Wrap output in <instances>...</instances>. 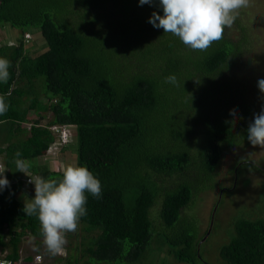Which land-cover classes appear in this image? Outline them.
<instances>
[{
	"label": "trees",
	"instance_id": "trees-1",
	"mask_svg": "<svg viewBox=\"0 0 264 264\" xmlns=\"http://www.w3.org/2000/svg\"><path fill=\"white\" fill-rule=\"evenodd\" d=\"M146 5L139 0H0V24L36 26L46 45L34 57L24 55L21 39L15 46H0V58L11 62L10 79L0 83V97L9 106L0 115V126L8 140L22 128L17 124L25 121L26 109L36 107L49 111L48 124L75 127L74 167H87L102 185L99 199L85 193L87 215L79 221L88 236L84 250L93 260L134 264L153 239L158 249L173 252L177 262L197 264L202 262L197 245L206 229L199 235L193 216L183 217L181 210L197 192L212 187L223 143H249L253 108L229 92L233 64L245 45L243 49L240 40L233 45L223 35L207 51H194L151 24V34H146L154 36L150 41L140 26ZM149 10L163 15L158 6ZM69 18H78L76 27ZM83 24L90 33L80 29ZM136 41L141 47L146 41L144 51L136 50ZM170 74L177 85L164 82ZM38 84L45 102L54 103L36 105ZM25 96L29 103L23 109ZM230 110L238 113L235 123H225L232 120ZM38 126L28 130L26 139L0 147L5 167H13L17 151L28 160L43 154L52 136ZM243 164L248 163L237 161L231 172ZM69 165L62 163L64 169ZM60 168L42 164L33 173L59 179ZM158 177L173 178L171 187L161 188ZM9 181L10 187L0 193V248L6 246L5 257L16 261L22 236H39L40 223L14 198L20 182L14 176ZM233 187L220 188V194ZM157 197L158 220L151 223L149 210ZM262 203L264 213V198ZM232 228L218 248L219 258L225 264H264V215L237 217ZM29 260L27 256L23 262Z\"/></svg>",
	"mask_w": 264,
	"mask_h": 264
},
{
	"label": "rangeland",
	"instance_id": "rangeland-1",
	"mask_svg": "<svg viewBox=\"0 0 264 264\" xmlns=\"http://www.w3.org/2000/svg\"><path fill=\"white\" fill-rule=\"evenodd\" d=\"M149 9L150 6L146 5V9L142 10V18L145 20L140 26L145 35L151 34L149 31L152 30L150 29L148 20L154 11ZM70 20L69 18L68 22L73 27H76L79 21L78 18L75 21L74 18ZM133 24L136 25V22H133ZM88 26L83 24L80 29L89 31L88 33H90ZM96 28L95 24L91 27L92 30ZM23 29L30 35L29 40L24 44V47H27L25 49L26 55H37L46 49L45 41L40 36L39 29L36 26H26ZM134 35L135 33L132 32V37L135 38ZM20 36L21 31L19 28L11 27L7 23L0 25V45L17 44ZM139 36L142 37L140 34ZM224 36L233 45H235V42H239L238 40H240V45L243 44V49L245 45V52L241 56H238L236 62L233 64L232 71L234 77L229 80V92L232 99L245 101L247 106L253 108L248 119L250 123L253 120L254 114L259 113L262 105H264V96L261 95L257 87L258 80L264 79V0H249L248 6L239 10L233 26L225 28ZM146 37L151 41L154 36L146 35ZM142 42V47H144L146 41ZM134 43L138 52L144 51L137 41ZM27 49L32 51L29 52ZM117 51L121 52L118 48ZM127 52L128 50L126 49L121 53L126 54ZM5 59L7 58L5 57ZM38 86L39 84L35 88H37L40 96L43 93ZM214 97L216 98L217 96ZM44 100L45 97H41L36 105H42ZM28 103L29 100L24 99L22 101V108H26ZM32 116L34 117V114ZM195 130L200 131V125ZM19 138L21 137L19 136ZM75 140V137H73L68 148L64 149V153L61 152V154H58L54 158L52 166L56 168L61 167L57 172L58 174L64 169L62 163L66 165L68 161L71 166H74ZM191 151L193 152V148ZM261 151L262 149L259 147L253 148L250 143L239 146L223 143L221 145L220 158L213 169L212 180L210 181L212 187L197 192L196 195L192 196V203L187 208L181 210L183 217L193 216L191 218L195 221L199 235L206 229L205 234L197 245L202 262L207 264H225L218 256V248L227 242L233 234V220L240 216L254 219L264 215L262 209L264 198V153H261ZM34 160L35 165L31 168L32 172L42 162L39 158ZM237 161H246L248 164L241 165L233 173L231 172L232 167ZM251 162L253 165H250ZM15 173L17 174L16 168ZM18 175L21 176L20 173ZM157 182L161 188L171 187L173 178L158 177ZM231 184L234 187L230 192L226 193L224 191L220 194V188ZM29 197L33 199V194H30ZM158 198L155 199L149 210L151 223H155L154 221L158 220L156 217L159 203ZM30 199H26L25 202H28ZM15 200L23 201L18 191L15 193ZM25 202L23 203L25 204ZM95 233L96 230L93 231L92 236ZM65 238L67 243L64 246L63 254L52 256L44 248L41 235L28 237L19 245L23 253L19 254L20 257L18 259H21L23 255H27L30 256L31 262L32 256L40 254V260L36 264H128L125 261L124 263H120L119 260L111 262L93 260L84 250L88 236L83 233L80 222L77 231L66 234ZM158 245L155 240H150V244L148 243L140 254L141 259L134 262V264H187L185 262H177L173 257V252L167 253L166 249L163 248L164 246L158 249ZM0 249H2L4 254L8 252L6 246H2ZM202 262L198 261L197 264H203Z\"/></svg>",
	"mask_w": 264,
	"mask_h": 264
},
{
	"label": "clouds",
	"instance_id": "clouds-1",
	"mask_svg": "<svg viewBox=\"0 0 264 264\" xmlns=\"http://www.w3.org/2000/svg\"><path fill=\"white\" fill-rule=\"evenodd\" d=\"M146 4L158 6L163 12V15L153 12L149 18L148 23L154 28L163 29L165 34L170 33L178 37L180 42L190 50L204 52L214 42L223 39L225 28L233 26L239 10L247 7L249 0H158V3L157 0H139L140 6ZM20 31L21 36L19 39L22 40L24 55L28 57L36 56L25 54L27 47H24V44L29 40L30 35L24 29H20ZM2 45L15 46L17 44ZM28 51L31 52L32 50L29 49ZM10 67L11 62L8 59L0 58V83L6 84L10 79ZM164 82L172 85L178 84L176 76L173 74L165 77ZM257 87L261 95L264 96V79L258 80ZM40 97H45V94L38 96V98ZM45 101L43 103L46 105L55 102V100ZM8 107L5 99L0 97V115H6ZM229 115L232 120L225 121V123H235L238 119L237 111L230 110ZM35 119L39 120V124L34 123ZM48 119L49 111H42L40 114H35L34 117L27 118L25 113V121H19L18 126L28 131L32 126L40 125V127L47 129L52 139L46 143L43 154L30 160L21 159L22 153L17 151L13 163L17 174H21L17 177L22 186L21 191L23 189L24 194L23 201L20 202L23 203L26 199H30V194L34 195L33 199L25 202V204L23 203V211L27 216L37 217L40 223L43 246L50 255L56 256L62 255L64 252V246L67 243L66 234L76 232L80 219L87 215V197L85 193L87 192L94 198L99 199L102 196V185L85 166L74 167L69 165L63 170L59 179H45L31 171L36 158L41 159L40 164H44L49 170H58L59 168L52 166L54 158L63 152L62 148L69 146L74 137V126L48 124ZM62 132H66V135H62ZM26 134L29 135V131ZM247 140L253 148L259 147L262 149L261 153H264V105H262L259 113L254 114L252 122L248 125ZM0 164V193H2L3 190L10 187V181L4 175L6 170L2 156H0ZM26 176L29 177V183L24 181ZM26 238H28V235L22 236L21 241L18 243L17 257L18 249H20L19 245ZM32 258L31 262L30 260L28 262L36 264L37 261L34 262ZM6 264H10V262H6Z\"/></svg>",
	"mask_w": 264,
	"mask_h": 264
},
{
	"label": "crops",
	"instance_id": "crops-1",
	"mask_svg": "<svg viewBox=\"0 0 264 264\" xmlns=\"http://www.w3.org/2000/svg\"><path fill=\"white\" fill-rule=\"evenodd\" d=\"M28 100L27 99V97H23V99H22V101L23 100ZM39 100L41 99V97L40 98H38ZM27 106V105H26ZM42 111H40V110H38L36 107L33 109V108H29V110H27L26 111V118L27 117H30V116H32L33 114L35 115V114H39V113H41ZM32 113V114H31ZM20 127V126H19ZM18 129V128H17ZM19 130L20 131H16V132H13L14 134H10V137H9V139L7 140L6 139V131H5V129L3 128V125L2 126H0V135H1V137H0V147H5L7 144H9V143H11L12 141H14V140H17V139H21V140H24V139H26V131L23 129V128H19ZM19 136L21 137V138H19ZM13 137H15L14 139H12ZM3 155V153L2 154H0V156H2ZM5 172H4V175H5V177L9 180V177L10 176H14V178H17L18 177V174H16L15 173V164L13 163V167L12 168H10V169H8L7 168V166L5 167ZM10 175V176H9ZM21 188H22V186H21V184H20V186L18 187V190L17 191H20L19 192V194H20V196L21 197H23V189H22V191H21Z\"/></svg>",
	"mask_w": 264,
	"mask_h": 264
},
{
	"label": "built area",
	"instance_id": "built-area-1",
	"mask_svg": "<svg viewBox=\"0 0 264 264\" xmlns=\"http://www.w3.org/2000/svg\"><path fill=\"white\" fill-rule=\"evenodd\" d=\"M61 134H62V135H66V132H62ZM0 166H1V164H0ZM24 181H25V183H29V177L26 176V177L24 178ZM20 253H23V252H22L20 249H18V257H17V260H16V261H13V260H11V259L5 257V254H4L3 252H1V253H0V264H6V262H10V264H29V262H27V263H24V262H23V259H24L25 255H23V256L21 257V259H18V258L20 257V256H19ZM32 260H33L34 262H36V261L38 262V261L40 260V255H39V254H35V255L33 256Z\"/></svg>",
	"mask_w": 264,
	"mask_h": 264
}]
</instances>
